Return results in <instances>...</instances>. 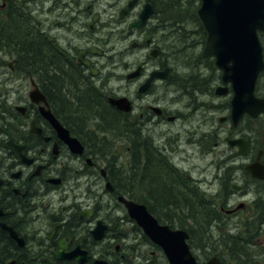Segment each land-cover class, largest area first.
<instances>
[{
    "label": "flooded vegetation",
    "instance_id": "obj_1",
    "mask_svg": "<svg viewBox=\"0 0 264 264\" xmlns=\"http://www.w3.org/2000/svg\"><path fill=\"white\" fill-rule=\"evenodd\" d=\"M121 1H124V4H120ZM130 1L132 0H107L105 3L103 0H66L64 8L59 10L57 7H51L46 0H0V89L6 93L12 91L15 94V97L8 99L3 110L14 117L15 122L25 121L27 123L24 131L17 129L11 133L14 145L7 143L5 138L8 137L9 130L0 125V140L3 139L18 156L17 161L12 163L0 156V220L7 224L4 223L7 229L15 231L18 237H23V234L28 233L45 238L42 240L52 243L55 247L52 256L57 258V251L60 250L65 255L64 257H68L65 261L70 264H118L116 257H125L133 248L139 250L138 254L131 256L134 264H173L165 248L145 234L144 228L137 219L130 215L121 196L144 205L155 216L159 224H167L172 229H179L170 225L178 215L169 214L166 208L169 206L184 207L182 205L184 203L180 201L177 204H170L173 202L162 199L164 193L169 191L180 195V191L172 186L158 188L156 193L150 195L139 193L134 186H131V194L127 195L124 193L125 185L118 181H106L112 171V164L115 163L112 157L113 151H116L120 158H125L124 156L128 154L130 161L135 163L137 156L134 151L131 147L120 144L112 147L110 155L101 153L96 140L86 135V129L80 128V125H85L84 122L75 127L74 118L69 114L73 112L71 111L73 103L78 108L83 103L82 98L76 102L64 99L65 94L72 96L77 94L76 80L69 74L65 75L69 77L66 78L69 83L61 88L65 106L66 102H69V109L65 110L62 100L58 98V93L57 97H53L52 89L49 92L42 85L39 79L42 68L39 67V63L31 65L27 60L24 49L31 43H20L18 42L19 36L15 38V35L21 27H27L29 30L23 31L37 37L38 43H32L35 53L54 48L57 55L62 56L65 61L74 62V66L66 63L71 71L86 69L85 72H87L90 66L85 59L87 56H78L79 51H74L78 46L72 44L80 43L81 46L86 43H102L105 47H116L120 43L106 42H109L110 38H113L115 42V35L118 34L123 24L130 26L128 20L132 10L141 7L142 11L147 5L142 11L145 13L146 10L147 17L153 6L152 0L146 2L136 0L133 8H129ZM176 1L181 4H186L188 1L195 2V0ZM71 24L72 27H67ZM70 28L78 29L77 33L66 35L64 31ZM42 37L47 40L48 44L41 43ZM205 45L206 43H189L180 51L188 57H191L190 53H194L202 61L201 72L203 74L212 73L217 79L218 87L213 90L212 96L201 101L205 104V110H214L215 106H218L217 101L220 100L227 105L228 111H232L231 84L223 81L215 56L204 54ZM129 46L136 50L147 51L146 60L138 62L132 72H126L129 74L138 70L136 74L130 75L133 77L129 83L138 97L157 99L154 96V85L158 81H166L167 76L173 72V67L169 65L172 57L162 56L155 43H130ZM100 52L92 48L89 53L96 55ZM51 57L53 60L56 59ZM38 59L40 61L41 58ZM165 69L169 71L167 76H160L162 79L145 85L153 71L162 72ZM223 88H226L225 91ZM211 99H214L213 103ZM160 100L167 102L163 95ZM125 103L124 100L121 105L126 107ZM152 109L158 119L161 122L164 121L163 108L153 106ZM48 111L66 128L67 135L65 133L64 136L60 135L46 116ZM242 115L254 122V135L241 131L228 137H242L248 141L257 139L263 143L264 122L261 121L264 114L255 117L256 119L247 113ZM224 116L227 117V115ZM100 118L101 115L93 117L92 123L96 127H99ZM74 137L79 143L73 141ZM152 141L157 146L168 147L170 132L155 133ZM226 143L228 144L227 140ZM180 148L182 147L178 149ZM233 148L237 149V147ZM24 154L31 159L30 167L22 165V162H27L22 157ZM260 157L264 163V152ZM71 162L81 167L76 168L65 178L59 175L50 176L51 173H55L54 164L65 172ZM248 163L240 164L238 167L232 165V167L235 166V175L230 181V188L235 197L230 200L232 203L220 204L224 208H234L225 215L230 233L232 232L231 220H235L233 228H236L240 221L245 219L240 215L242 211L251 206L246 198L249 192L246 177L250 175L246 170ZM204 165L201 162H193L177 169V174L180 175L185 187L196 182L202 174L214 166V163ZM223 169L224 165L218 169V178ZM254 181L262 182L258 179ZM234 183L238 186L235 187ZM155 207H161V212L156 213ZM84 226L88 229L95 228L97 233L104 231L99 244H105V253L94 250L93 246L85 241ZM216 229L211 233L214 234ZM14 240L17 241L15 238ZM94 243L96 244L95 241ZM191 251L196 260L195 264L233 263L226 260L223 249L218 250L211 247L207 252L200 253L196 246H192ZM108 252L115 257L107 258ZM217 256L220 257V261L216 259ZM103 260L104 263H102ZM176 261H178L176 264H186L185 258L182 261L176 258Z\"/></svg>",
    "mask_w": 264,
    "mask_h": 264
},
{
    "label": "bare ground",
    "instance_id": "obj_2",
    "mask_svg": "<svg viewBox=\"0 0 264 264\" xmlns=\"http://www.w3.org/2000/svg\"><path fill=\"white\" fill-rule=\"evenodd\" d=\"M46 1L51 7H57L59 10L64 8L66 3V0ZM103 1L107 2V0ZM135 2L136 0L130 1L129 8H133ZM152 3L150 15L145 18L141 14L147 5L142 11L141 7L134 8L128 20L130 26L123 24L118 34L115 35V42L113 38H110L106 43H155L162 56L172 57L169 65L173 67V72L167 76L166 81H158L154 85V96L157 99L138 97L129 83L133 76H130L131 73L126 74L127 71L132 72L138 62L146 60V50L143 51V55H140L139 53L142 52L139 49L130 48L123 56V52L118 50L119 45L111 48L110 46L105 47L102 43H86L81 46L80 43H73L72 45L78 46L74 49V51H79L78 56H87L85 59L90 65L87 72H85L86 69L71 71L66 63L74 66V62L65 61L62 56L57 55L54 48L31 53L28 56L29 63L31 65L39 63V67L42 68L39 77L42 85L49 92L52 89L53 97H57L58 93V98L62 100L65 110L69 109V102H66L65 106L61 96V88L69 83L66 80L69 77L65 75L69 74L76 80L77 94L75 96L65 94L64 99L76 102L82 98L83 103L79 108L73 103L71 108L73 112L69 114L74 118L75 127L84 122L85 125H80V128L86 129V135L96 140L101 153L110 155L112 147L120 144H125L134 151L137 156L135 163L130 161L128 154L124 156L125 158H120L116 151H113L112 157L115 163L112 164V171L106 181H118L125 185L124 193L127 195L131 194V186H134L139 193H149V195L165 186L178 189L180 195L169 191L164 193L162 199L173 202L170 204H177L180 201L184 203L182 204L184 207L169 206L166 210L169 214L178 215L170 225L187 232L190 248L196 246L200 253H203L211 247L224 245L228 248L223 252L224 257L232 261V264H251L253 261L252 264H259L260 260L257 255L264 254V218L256 222L245 218L238 224L235 232L230 233L228 229L223 231L220 225L227 222L226 212L234 208H224L220 204L232 203L230 200L235 197L230 188V181L235 175V166L253 162L260 152H264V146L257 139L247 140L244 147L232 144L230 140L235 138L228 136L236 132L244 131L254 135L250 119L242 117V114L234 117L233 111H228L227 105L220 100L217 101L218 106H215L214 110H205V104L201 102L212 96L213 90L218 87V82L212 73L203 74L201 72L202 61L194 53H190L191 57L185 60V53L180 51L189 43H202L198 26L189 28L187 25L191 24V20L190 18L189 21L185 19V14L190 12L193 3L188 1L186 4H181L176 0H152ZM120 4H124V1ZM67 27H72V24ZM21 29L29 30L27 27H21ZM77 31L76 28H70L64 33L75 35ZM18 42L38 43L37 37L28 35L26 31L18 37ZM41 43L48 44L44 37L41 38ZM92 48L101 52L93 55L89 53ZM51 56L56 59L53 60ZM38 58H41V62ZM175 64L184 66L187 73L175 72ZM120 79L125 82L123 85ZM150 79L154 81L162 78H147V80ZM116 80L119 83H116ZM161 95L167 102L160 100ZM10 97H15L12 91L6 93L0 89V125L9 130L8 137L5 138L7 143L14 145L11 133L17 129L24 131L27 123L25 121L15 122V118L3 110V106L8 103ZM123 100L126 102V107L121 105ZM213 101L214 99H211L212 103ZM153 106L163 108L164 121L161 122L155 115ZM96 115H101L99 127L92 123ZM54 127L61 136H64L66 128L62 125ZM162 132H170L168 147L157 146L152 141L155 133ZM72 139L78 142L77 138ZM175 144H177L176 147ZM179 147L182 148L178 149ZM246 148L247 151H245ZM0 150V156L6 161L10 163L17 161L18 156L3 139L0 140ZM22 157L27 161L22 162V165L30 167L32 163H30L29 156L24 154ZM193 162H203L207 165L213 162L214 166L202 174L196 182L185 187L180 175L177 174V169ZM222 165L224 169L218 178V169ZM232 165L235 166L232 167ZM80 167L71 162L67 171L63 172L54 164L55 173H51L50 176L59 175L65 178ZM246 178L249 185L247 195L252 191L255 192L251 208L254 211L260 209L264 213V185L257 186L261 183L254 181L251 174ZM252 184L254 186H251ZM234 186L237 187V183H234ZM121 199L124 202L127 200L124 196H121ZM161 210V207L154 208L156 213H160ZM4 223L0 220L2 228H0V264H70L65 261L68 257H64L65 255L60 250L57 251V258L52 256L55 247L52 243L42 240L45 238L28 233L23 234V237H18L17 233L12 229H7ZM83 229L85 241L92 245L94 250L105 253V244H99L104 231L97 233L95 228L88 229L86 226ZM215 229V233L212 234L211 232ZM143 230L150 236L145 229ZM224 236L229 237L224 238ZM232 248L241 252L243 262L240 256L232 253ZM138 253L139 250L133 248L125 257H116L117 263L134 264L131 256ZM106 257L115 256L108 252ZM216 259L220 261L219 256ZM104 262L103 260L102 263Z\"/></svg>",
    "mask_w": 264,
    "mask_h": 264
},
{
    "label": "water",
    "instance_id": "obj_3",
    "mask_svg": "<svg viewBox=\"0 0 264 264\" xmlns=\"http://www.w3.org/2000/svg\"><path fill=\"white\" fill-rule=\"evenodd\" d=\"M146 13V10L142 13L143 18ZM198 14L208 31L204 54L216 56V63L223 70V80L233 86V116L238 117L245 111L256 116L264 111V97L255 96V84L259 72L264 69L258 36V30L264 32V0H201ZM167 72L159 74L155 71L151 78L157 75L165 77ZM46 116L54 126H61L49 112ZM64 133L67 135L66 129ZM230 142L240 147L247 144L244 139H232ZM262 153L247 165V170L252 176L264 179V165L259 160ZM125 203L130 215L165 248L173 264L178 262L176 258L181 261L185 258L186 264H195L186 242V231H172L167 226H160L144 205L131 200H125Z\"/></svg>",
    "mask_w": 264,
    "mask_h": 264
},
{
    "label": "rangeland",
    "instance_id": "obj_4",
    "mask_svg": "<svg viewBox=\"0 0 264 264\" xmlns=\"http://www.w3.org/2000/svg\"><path fill=\"white\" fill-rule=\"evenodd\" d=\"M194 5L196 6H198V1L197 0H195V2H194ZM192 11H190L189 13H187V14H185V19L186 20H188L189 21V18H190V20H191V24H188L187 26L189 27V28H195L196 26H198V23H197V21H196V19H195V16H192ZM197 37V36H196ZM195 37V38H196ZM261 41H263L264 42V36H262L261 37ZM119 46H118V50H120V51H122L123 52V56H125L126 54H127V52L130 50V43H120V44H118ZM142 53H139L140 55H143V51H141ZM175 72H179V73H182V74H186L187 72V69H185L184 68V66H179L178 64H175ZM121 80V79H120ZM121 82H122V80H121ZM116 83H119V81L118 80H116ZM125 82H122V85L124 84ZM113 84V86L115 87V85H114V82L112 83ZM130 87V86H129ZM131 87H132V85H131ZM262 88H263V86H262ZM262 123L264 122V117H263V120L261 121ZM250 124L251 125H253L254 124V122H250ZM202 163V165H204L205 163H203V162H201ZM261 184H259V185H257V186H259V187H261V186H263L264 185V181H262V182H260ZM251 186H254L253 184L251 185ZM256 187V186H255ZM254 191H252V192H250L248 195H247V199L250 201V205H252V199H253V197H254ZM253 214H254V210H252L251 209V206H250V208L249 209H244L243 211H242V213L240 214L242 217H245V218H249V219H254V217H253ZM231 222H232V225H231V227H230V229H232V232H235L236 230H237V226H236V228H233L234 226H235V222L233 223V220H231ZM228 226H229V224H227V223H225V224H221L220 225V227H221V229L223 230V231H227V229H228ZM223 227H224V229H223ZM222 246H217L216 248L218 249V250H222V248H221ZM258 251H260V250H258ZM258 254V253H257ZM257 257L259 258V260L261 261V263H263L264 262V254H258L257 255Z\"/></svg>",
    "mask_w": 264,
    "mask_h": 264
},
{
    "label": "trees",
    "instance_id": "obj_5",
    "mask_svg": "<svg viewBox=\"0 0 264 264\" xmlns=\"http://www.w3.org/2000/svg\"><path fill=\"white\" fill-rule=\"evenodd\" d=\"M197 8H198V6L196 5H194V2H193V6L190 8L191 10L190 11H192V16H195V19H196V21H197V23H198V32L200 33V35L202 36V43H204V41H205V39H206V34H207V32H206V30H205V28H204V26H203V24H202V22H201V20H200V18H199V16H198V14H197ZM22 32H23V29H20L17 33H16V35H15V38L17 37V36H21L22 35ZM10 33H12V32H10ZM260 35H261V37L262 36H264V34H262V33H260ZM264 43V42H263ZM32 44V43H31ZM34 52V46H33V44H32V46H30L29 47V45H27L26 47H25V49H24V53L26 54V56L28 57L31 53H33ZM187 58H188V56H186L185 55V60H187ZM28 61H29V59H27ZM263 75H264V73H263ZM263 90H264V84H263ZM264 93V91L262 92V91H260V94H263ZM253 210V209H252ZM263 211H264V208H263ZM264 216V213L263 212H261V210L260 209H258V210H255L254 211V214H253V217H254V219H251V220H253L254 222H256V221H260L261 220V218H264L263 217ZM242 221V220H241ZM227 237H229V236H224V238H227ZM218 246H222L221 248L223 249V250H225L226 251V249H228V248H226V247H224V245H218ZM232 250V253H234L235 255H237V256H240V259H242V262H243V257H242V255H240L241 254V252L240 251H238L237 249H235V248H232L231 249ZM261 262V261H260ZM252 263H254V261L252 262ZM251 263V264H252ZM263 264H264V262H263Z\"/></svg>",
    "mask_w": 264,
    "mask_h": 264
}]
</instances>
